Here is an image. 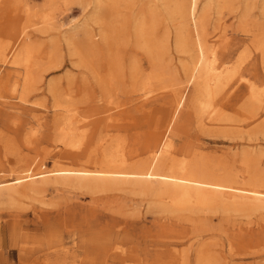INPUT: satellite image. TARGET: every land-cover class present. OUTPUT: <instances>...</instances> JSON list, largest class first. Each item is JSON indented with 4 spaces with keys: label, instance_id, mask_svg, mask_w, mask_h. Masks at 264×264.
Returning a JSON list of instances; mask_svg holds the SVG:
<instances>
[{
    "label": "rangeland",
    "instance_id": "1",
    "mask_svg": "<svg viewBox=\"0 0 264 264\" xmlns=\"http://www.w3.org/2000/svg\"><path fill=\"white\" fill-rule=\"evenodd\" d=\"M152 1L0 0L4 5V13L0 11L3 45L23 44L30 52L29 76H25L22 66L0 68V102L19 103L2 107L8 112L6 120L0 117L2 166L16 168L34 159V163H43L41 168L49 169L57 163L55 142L45 135L39 143H27L5 121L35 123L37 119L45 125L68 109L69 115L93 123L95 106L110 105V99L120 103L128 100L127 106L132 105L131 94L138 91L140 81L149 73L159 75L158 80H152V89L175 83L183 92L185 104L189 103L193 87L186 85L185 75L194 51L190 46L186 50L174 46L180 24L183 29L186 23L189 27V21L181 20L172 12L170 1ZM197 6L198 14L205 18L207 37L215 38L222 31L227 35L232 53L225 65L239 71L235 75L236 84L221 105L223 126L206 131L194 127L188 133L177 128L175 135L178 132L193 141L198 137L195 142L221 158L220 161L245 167L244 175L256 173L263 178L264 0H197ZM141 9L148 12L146 18L150 27L139 39L134 36L132 23ZM101 34L105 35L104 40ZM258 42L261 44L255 48ZM25 77L33 80L24 83ZM248 83L260 95L259 99L249 100ZM21 91L24 101L15 99ZM158 91L166 93V90ZM179 135L173 136L176 145L182 141ZM60 162L66 163L65 160ZM12 177L13 173H7L1 179ZM159 199L157 195L122 187L93 195L82 194L73 187H60L58 190L50 188L44 194L2 197L0 223L8 222L10 226L2 231L0 251H5L0 264H19L16 251L13 258L2 261L11 245L10 228L19 230L18 223L29 234H37L40 242L34 247L51 245L52 250H67L78 259L77 262L50 264H138L135 261L102 262L107 247L100 244L101 240L97 242L95 235L101 231V225L112 218L115 221L111 222L118 225L116 229L121 232L120 237L124 234L125 246H134L149 262L155 253L164 254L167 247H188V264H193L195 250L203 246L218 257L217 264H264L263 242L256 245L254 240L250 247L242 248L233 240L238 228L264 230V211L177 213L161 210ZM42 214L47 215L49 221L45 222L40 217ZM84 218L92 227H87ZM35 225L38 229H31ZM57 233L61 241L55 237ZM15 241L18 245H27L20 239ZM88 250L93 252V259L81 261Z\"/></svg>",
    "mask_w": 264,
    "mask_h": 264
},
{
    "label": "bare ground",
    "instance_id": "2",
    "mask_svg": "<svg viewBox=\"0 0 264 264\" xmlns=\"http://www.w3.org/2000/svg\"><path fill=\"white\" fill-rule=\"evenodd\" d=\"M161 1H170L172 12L181 20L189 21V27L186 23V27L182 29L180 24V31L174 36V46L177 49L186 50L190 46L194 51L185 75L186 85L193 87L189 103L185 104L183 92L175 83L152 89V80H158L159 75L149 73L140 81L138 91L131 94L132 105L127 106L128 100L120 103L113 100L114 98L110 99V105L95 106L93 123H85L69 115L68 109L54 116L45 125L37 119L33 122L36 125L30 121H5L27 143H39L45 135L48 140L55 142L57 152L54 155L57 163L52 168L44 169L41 168L43 163H34V159L16 168H6L0 162V198L44 194L50 188L58 190L60 187H73L88 195L122 187L160 196L161 210L177 213L264 211V177L256 173L244 175L247 171L245 167L220 161L221 158L206 152L201 143L195 142L198 137L193 141L186 136L181 137L177 132L176 135L182 141L176 145L173 140V136H176L175 130L178 129L188 133L194 127L206 131L210 127L223 126L221 105L236 84L235 75L239 70L225 65L232 53L225 32H219L215 38L206 36L205 18L198 14L197 0ZM3 7L0 2L2 13ZM28 11L27 7L26 13ZM147 13L141 9L134 16L132 24L135 38L142 39L150 27L147 25ZM6 18L4 16L5 20ZM104 37L101 34L102 40ZM255 44L256 48L261 42ZM29 57L30 52L25 45L5 46L0 39V68L8 65L22 66L25 68V76H29ZM30 80L33 79L25 77L24 83H29ZM247 86L249 100L259 99L260 95L253 90L251 83ZM160 89L166 90V93L156 92ZM22 91L18 93L19 96L16 95L15 99L18 101L25 100ZM3 104L11 107L19 103L0 102V117L6 120L8 112L2 109ZM62 160L66 163H61ZM7 173H13L14 177L2 180L1 177ZM40 217L45 222L49 221L45 214ZM112 220L114 219H107L101 225V231L95 235L96 241L101 240L100 244L107 247L104 253L106 257H103L102 262L135 261L140 264L144 261L145 264H153L155 261V264H188V247H167L164 254L155 253L149 262L147 258L139 255L134 246H125L124 234L121 238V232L116 229L118 225L111 222ZM24 221L27 226L26 220ZM83 221L88 228L92 227L85 218ZM9 226L8 222L0 223V247H3L2 231ZM38 227L35 225L31 229ZM18 228L19 230L10 228L11 245L6 249L7 255L3 262L7 258H13L15 251L18 253L19 264H50L67 260L77 262L76 255L67 250H52L51 245H46V248L34 247L40 242L37 234H29L23 226L20 228L19 223ZM262 236V229L256 232L253 229L238 228L233 240L240 247L246 248L254 240L256 245L264 243ZM55 237L62 240L59 233ZM16 239L25 241L27 245H18ZM71 239L74 237L71 236ZM38 247L40 251L36 249ZM3 251H0V257H4ZM107 251L111 253L108 254ZM91 259L93 252L88 250L81 261ZM217 260L218 257L209 247L199 246L195 250L193 264H217Z\"/></svg>",
    "mask_w": 264,
    "mask_h": 264
}]
</instances>
